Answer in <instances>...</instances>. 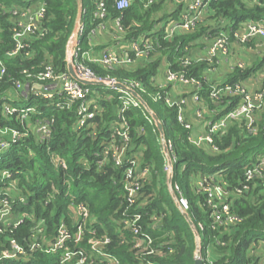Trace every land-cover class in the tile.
Segmentation results:
<instances>
[{
    "label": "trees",
    "instance_id": "1",
    "mask_svg": "<svg viewBox=\"0 0 264 264\" xmlns=\"http://www.w3.org/2000/svg\"><path fill=\"white\" fill-rule=\"evenodd\" d=\"M96 1L83 0L81 24L85 31L80 38L83 51L90 50L91 31L100 23L95 18ZM149 1L132 0L129 8L120 11L115 7L116 0H107L106 9L107 20H120L124 31L120 43L129 44L144 35L158 37L161 47L153 52L150 61H139L114 71L89 64L100 78H114L125 85L138 82L141 89L135 90L158 116L165 140L172 144L169 153L174 163L170 185L167 158L156 125L141 104L125 113L133 146L128 154L139 160L141 168L150 170L142 191L146 205L128 209L125 166H117L111 158L105 159V148L112 139V125L118 120L121 105L118 94L106 87H86L99 93L97 97L103 114L86 127L79 128L77 108L80 102L70 109H61L57 104L64 101L65 96L53 100L33 93L25 96L16 90L14 84L15 81L26 83L25 70L34 73L52 66L56 73L68 71L67 46L78 15L77 0H0V61L7 69L0 82V141L7 144L0 147V202L5 198L10 200L14 217L27 215L16 229H8L0 235V264H61L62 250L49 253L44 248L29 253L30 236L42 221L45 240H54L63 223L69 226L72 234L76 233L73 224L78 216L74 206L79 205L88 208L90 218L85 239L77 250L89 254L90 231H96V236L111 238L107 250L119 258L121 264H141L147 260L160 264H194L197 238L176 201L181 196L188 201L187 214L199 234L203 257L210 249L215 264H262L258 246L264 243V179L254 181L248 192L234 198L232 213L240 218V222L217 230L212 229L213 219L206 197L196 192L195 185L197 180L212 176H220L231 188L244 183L247 168L264 155V105L256 114L255 135H247L239 123H233L225 135L215 136L218 151L212 152L192 143L191 131L179 123L176 107H168L167 114H163L158 105H165L164 99L155 101L154 98L159 93L163 97L166 91L158 89L155 78L168 68L185 70L187 76L202 82L204 99L210 103L211 109L216 108L208 98L211 86L217 84L206 79L210 72L209 63L193 61L184 68L180 59L200 44L209 30L216 34L226 28L230 32L236 31L244 23H264V0H206V15L195 32L179 35L172 41L163 39V30L154 31L162 23L179 20L184 4L174 3L177 7L169 11L166 9L168 0H154L148 5ZM33 4L45 7L41 28L46 33L33 37L22 54L8 57L7 54L15 48L13 29L17 18L13 12L33 8ZM260 72L264 74V54L250 67L235 66L219 83L248 86ZM261 84L264 88V81ZM110 95L113 99L105 100ZM223 101L229 112L240 98H225ZM5 104L18 108L24 105L23 108L32 107L34 111L28 113L26 119H22L20 113L9 117L3 111ZM45 122L50 124L52 131L50 137L41 142L36 130ZM15 131L21 133L17 140L13 139ZM58 161L65 167L57 165ZM126 211L130 214L142 212L143 231L152 235L157 255L141 256L133 250L134 235L123 229L120 223ZM11 240L28 253L5 258L2 253L11 251ZM67 244L71 250L76 247L73 241Z\"/></svg>",
    "mask_w": 264,
    "mask_h": 264
},
{
    "label": "built area",
    "instance_id": "2",
    "mask_svg": "<svg viewBox=\"0 0 264 264\" xmlns=\"http://www.w3.org/2000/svg\"><path fill=\"white\" fill-rule=\"evenodd\" d=\"M106 1H96L95 18L100 23L91 31L90 35L94 38L99 31L105 30L108 26L112 25L118 33L115 40L118 44L116 45L118 47L117 50L120 53L112 48L104 50L99 56H95L92 53V48L88 51H83L80 46V38L83 36L85 29L80 24L71 55L74 60L75 72L81 79L88 81H106L114 84L119 82L114 78H100L96 76L89 64H95L108 71H114L131 66L139 61H150L149 59H151L153 52L161 46L158 37L144 35L141 38L132 40L127 44V47L122 46L121 48L119 44H125L120 43L122 40L121 33L124 31L119 19L114 22L107 20ZM153 1L150 0L148 5L153 3ZM177 1L178 4L184 3V0ZM131 4L132 0H116L115 7L117 10L122 11L129 8ZM207 7L208 2L206 0H189L184 5L179 20H171L158 25L154 33L163 30V39L166 41H172L179 35L194 33L198 24L204 19ZM13 14L17 18V25L13 29L15 48L7 54L11 58L22 54L29 47V42L32 41L33 37L42 36L46 33L41 28V22L45 16V7L43 4L35 9H17ZM256 39L264 40V23H244L236 31L230 32L226 28L216 34H212L209 30L202 39L206 56L195 58L190 53V49L188 55L180 59L181 65L187 68L193 61H207L210 65V72L215 71L221 61L227 59L229 56L231 45L246 46ZM123 47L126 50H123ZM235 66L244 67L241 63L234 65L233 68ZM6 73L7 69L3 62L0 61V82ZM23 73L26 79H28L26 83L21 81L14 82L16 90L20 91L23 95L28 96L30 93H33L35 96L47 100H53L57 96H65L64 101L60 100L57 104V107L61 109H70L74 104L80 102L77 108V125L79 128L86 127L90 121H93L98 116H102L103 109L98 102L99 93H96L90 88H86L89 86L80 84L71 77L68 71L56 73L52 66H48L44 71L32 73L25 70ZM163 75L164 78L162 79H159V77L155 78V85L158 89L166 91L163 97L159 93L154 99L155 101L164 99L168 107L177 108L178 121L191 131L190 139L195 146L217 152L218 147L215 144V136L225 135L230 125L236 122L244 128L247 135H255L257 133L256 114L264 105V88H262L261 82H257L258 86L254 90L249 89L248 86L241 83L225 85H221L220 83L213 84L208 93V98L217 107L211 109L210 103L204 99L201 93L203 86L202 82L198 79L187 76L185 70L172 71L169 68L164 71ZM126 86L133 90L137 88L141 89V85L135 81L126 84ZM175 86L185 88V93L180 97H173L171 95V89ZM108 89L118 94V100L121 105L117 114L118 120L112 125V139L109 140L105 148V159L110 160L111 158L117 166H125L124 186L128 209L130 207H144L146 201L142 199V191L144 182L150 175V170L148 168H141L139 160L128 154L133 146L130 134L131 127L125 117L127 111L134 107H139L140 103L125 90L113 87H108ZM142 91L145 92L146 90ZM237 97L240 98V101L231 111L227 112L226 108L228 106L223 100L225 98ZM112 99L113 95L105 97V100L111 101ZM189 104L193 105L195 118L199 126L201 125V129L196 130V132L193 124L186 115V107ZM3 111L6 116L10 117L16 113H20L21 118L26 119L28 113L34 111V108L20 109L5 104ZM36 131L41 142H45L50 137L52 128L48 122H45L39 125ZM20 137L21 133L13 132L14 140ZM5 146L7 144L0 141V147ZM167 146L171 152V142H167ZM171 160L174 163L172 158ZM58 164L65 167L63 162L58 161ZM4 175L7 177L10 176L8 173H4ZM263 179L264 155L260 156L253 166L247 168L244 174V183L241 186L231 188L220 176L197 180L195 190L198 194H203L206 197V204L211 211L210 214L213 219L212 229L217 230L221 227L229 228L231 225L240 222V218L232 213L234 198L243 196L250 189L251 183ZM177 203L182 212L187 213L189 209L188 201L181 196L177 199ZM74 208L78 219H75V222H77L73 225L76 226L77 232L72 234L69 226L63 223L58 230L56 238L48 241L43 239L45 235L43 229L44 222H39L30 236L31 245L29 246V253L38 250L43 251L44 248H47L45 251L49 253H56L62 250L64 252L61 257V264H121L119 258L107 250V246L111 244V238L107 235H103L102 237L96 236V231H90L92 236L88 239L91 252L87 254L81 249L77 250V246L85 239L84 235L88 226L90 213L84 205L74 206ZM26 217V214L14 217L10 200L8 198L3 199L0 202V235L4 234L8 229H16ZM143 218L144 215L142 212L130 214L126 211L120 223L123 229L133 233V250L136 251L137 255L154 256L158 254L157 247L154 246L152 235L143 231ZM201 228L203 229V227ZM69 241L75 243L76 247L74 250H71L68 246L67 243ZM10 244L11 251L2 253L5 258H15L28 253L15 240H11ZM211 252L208 249L206 255L204 257L202 256L204 264H215ZM141 264L160 263L147 260Z\"/></svg>",
    "mask_w": 264,
    "mask_h": 264
},
{
    "label": "crops",
    "instance_id": "3",
    "mask_svg": "<svg viewBox=\"0 0 264 264\" xmlns=\"http://www.w3.org/2000/svg\"><path fill=\"white\" fill-rule=\"evenodd\" d=\"M187 2H189V0H184L183 4L185 5ZM175 4L178 5L177 0H175ZM176 5L175 7H177ZM117 36H118V33L115 27H113L112 25L108 26L105 30L99 31L96 34V36L93 38V40L91 41L92 53L95 56H99L106 49H111V48L117 49L118 47H116V45L118 44L115 40ZM253 42L254 43L252 45H248V46H238V45L232 46L231 45L230 53L227 59L222 60L215 71H211L207 73V76H206L207 80L210 82L213 81L214 83H219V82L221 83L226 78L227 74L230 73L231 70H233L234 65L241 63L245 65L246 67H250V65H253L255 62H257L259 58L264 54V40L256 39ZM119 46L122 48V46L127 47L128 45L119 44ZM204 48H205L204 43L201 41L200 44H196L191 49L190 53L195 58L205 57L206 51L204 50ZM239 49H242L245 56L250 57L249 63L244 62L241 59L235 58L236 52ZM123 50H126V48H124ZM163 74L164 72L158 76L159 79L164 78ZM253 79L254 80H252L251 82L247 84L249 89H252V90H254L258 86V83L260 82L262 83L264 81V75L263 73L260 72L256 77H253ZM183 93H185V88L181 86H175L171 89V95L173 97H180ZM186 115L189 121H191V123L193 124L195 132L196 130H200L201 125L199 126V123L195 118L193 105L191 104L187 105Z\"/></svg>",
    "mask_w": 264,
    "mask_h": 264
},
{
    "label": "water",
    "instance_id": "4",
    "mask_svg": "<svg viewBox=\"0 0 264 264\" xmlns=\"http://www.w3.org/2000/svg\"><path fill=\"white\" fill-rule=\"evenodd\" d=\"M77 6H78V15H77V18H76L74 31L72 33V36H71V38H70V40L68 42V46H67L66 62H67V69H68L69 74L71 75V77L73 79H75L80 84L85 85V86L106 87V88L113 87V88H118V89L125 90L128 93H130L145 108V110L147 111V113L151 117L152 121L154 122V124L156 125V127H157V129H158V131L160 133V138H161L162 145H163V151H164V154L166 155V158H167V169H168V171L170 173L169 174V184L171 185V182H172V171H173V162L171 160V157L169 156V149H168V146H167V142L165 140L163 124L159 120L158 116L149 108L148 104L139 95V93L136 90H133V89L127 87L125 84L120 83V82L119 83L110 84V83H108L106 81H88V80H83L75 72L74 60H73L72 55H71V50H72V48L74 46V41H75V38H76V36L78 34V30H79L80 24H81V18H82V15H83V0H77ZM184 216L188 220L190 226L192 228H195L194 224L190 220L188 214L184 213ZM196 238H197V248H196V253H195L194 264H204L203 258H202V250H201L200 238H199V234L197 232H196Z\"/></svg>",
    "mask_w": 264,
    "mask_h": 264
},
{
    "label": "rangeland",
    "instance_id": "5",
    "mask_svg": "<svg viewBox=\"0 0 264 264\" xmlns=\"http://www.w3.org/2000/svg\"><path fill=\"white\" fill-rule=\"evenodd\" d=\"M175 1L174 2H172V0H168L167 1V3H166V9H168L169 11L171 10V9H173L174 7H175ZM177 3V2H176ZM36 6H37V4L36 5H34L33 4V8H36ZM246 46H248V45H246ZM117 47V46H116ZM114 48V47H113ZM117 52H119L116 48H114ZM120 53V52H119ZM235 58H238V59H241L242 61H244V62H247V63H249L250 62V57H247V56H245L244 55V52L242 51V49H239L237 52H236V57ZM250 66H252V65H250ZM244 67H245V65H244ZM264 75V74H263ZM166 105V104H165ZM164 104H159L158 105V108L159 109H161L162 110V113L163 114H167L166 113V110L168 109V106L166 107ZM20 106V108H23L24 107V105H19ZM163 146V145H162ZM168 178H169V174H168ZM176 201H177V199H176ZM194 232H195V235H196V232H197V230H195V228H194ZM198 233V232H197ZM258 255L259 256H261V263L262 264H264V243H260L259 244V246H258Z\"/></svg>",
    "mask_w": 264,
    "mask_h": 264
}]
</instances>
